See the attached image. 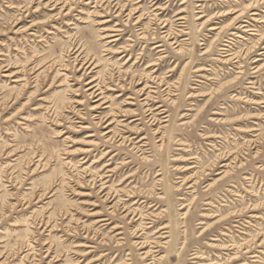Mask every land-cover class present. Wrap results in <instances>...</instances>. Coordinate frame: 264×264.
Instances as JSON below:
<instances>
[{"label":"rangeland","instance_id":"374dc122","mask_svg":"<svg viewBox=\"0 0 264 264\" xmlns=\"http://www.w3.org/2000/svg\"><path fill=\"white\" fill-rule=\"evenodd\" d=\"M0 264H264V0H0Z\"/></svg>","mask_w":264,"mask_h":264},{"label":"bare ground","instance_id":"6f19581e","mask_svg":"<svg viewBox=\"0 0 264 264\" xmlns=\"http://www.w3.org/2000/svg\"><path fill=\"white\" fill-rule=\"evenodd\" d=\"M115 36H116V35H114L113 37H115ZM117 41H118V40H113L112 42H117ZM146 106H148V104H147ZM147 112H150V110H147ZM149 115H151V114H149ZM148 121L151 123L152 126H155V124H156V119L149 118ZM108 133H110V132H108ZM108 133H107V134H108ZM143 139H145V138H143ZM132 149H133V148H132ZM104 198L106 199V201H109V200L111 199V198H110V195H105ZM112 210H113V212L115 211L114 208H113ZM140 245H142V244H140ZM142 248H143V246L140 247V249H142ZM149 255H150V253H148V252L143 253V256H144L145 258H148Z\"/></svg>","mask_w":264,"mask_h":264}]
</instances>
